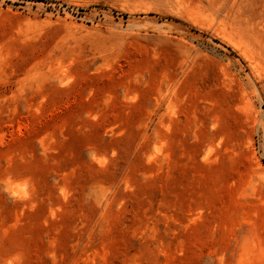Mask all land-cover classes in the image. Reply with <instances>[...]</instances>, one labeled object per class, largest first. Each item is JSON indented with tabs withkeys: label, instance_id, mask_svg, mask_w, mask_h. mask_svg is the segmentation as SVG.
<instances>
[{
	"label": "rangeland",
	"instance_id": "374dc122",
	"mask_svg": "<svg viewBox=\"0 0 264 264\" xmlns=\"http://www.w3.org/2000/svg\"><path fill=\"white\" fill-rule=\"evenodd\" d=\"M0 264H264V0H0Z\"/></svg>",
	"mask_w": 264,
	"mask_h": 264
}]
</instances>
